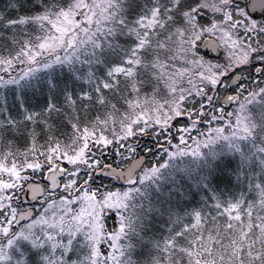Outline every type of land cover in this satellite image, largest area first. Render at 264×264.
<instances>
[{"label": "snow or ice", "instance_id": "snow-or-ice-1", "mask_svg": "<svg viewBox=\"0 0 264 264\" xmlns=\"http://www.w3.org/2000/svg\"><path fill=\"white\" fill-rule=\"evenodd\" d=\"M0 264H264V0H0Z\"/></svg>", "mask_w": 264, "mask_h": 264}]
</instances>
